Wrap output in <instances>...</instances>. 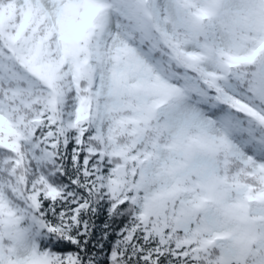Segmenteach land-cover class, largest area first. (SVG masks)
<instances>
[{
	"label": "snow or ice",
	"instance_id": "6c2138e0",
	"mask_svg": "<svg viewBox=\"0 0 264 264\" xmlns=\"http://www.w3.org/2000/svg\"><path fill=\"white\" fill-rule=\"evenodd\" d=\"M0 264H264V0H0Z\"/></svg>",
	"mask_w": 264,
	"mask_h": 264
},
{
	"label": "trees",
	"instance_id": "16d2710c",
	"mask_svg": "<svg viewBox=\"0 0 264 264\" xmlns=\"http://www.w3.org/2000/svg\"><path fill=\"white\" fill-rule=\"evenodd\" d=\"M102 219V218H101Z\"/></svg>",
	"mask_w": 264,
	"mask_h": 264
}]
</instances>
